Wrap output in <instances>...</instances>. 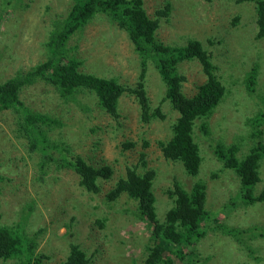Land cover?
Segmentation results:
<instances>
[{
    "label": "rangeland",
    "instance_id": "rangeland-1",
    "mask_svg": "<svg viewBox=\"0 0 264 264\" xmlns=\"http://www.w3.org/2000/svg\"><path fill=\"white\" fill-rule=\"evenodd\" d=\"M72 3L0 0V83L45 59L44 42L53 23L68 13ZM252 6V2L235 0H143L147 15L158 20L156 37L178 46L186 44L188 38L199 40L208 52L213 73L226 87L208 119L209 135L194 126L202 156L196 176L188 174L181 163L167 160L157 144V140L169 138L177 112L168 101H161L165 87L152 65L144 77L145 93L151 109L159 107L164 118L158 116L148 122L139 119V107L126 93L119 97L118 117L114 118L103 113L89 94L85 97L79 93L76 103L61 99L51 86L40 82L21 88L19 98L26 106L61 122L48 127L59 147L67 144L87 163L110 168L108 178L99 177L101 189L94 194L83 190L78 176L68 168H53L42 174L22 132H12L14 115L0 109V223H16L18 231L22 228L29 235L42 228L34 235L36 250L43 256L41 264H60L70 251V243L83 249L89 264H143L150 244L147 225L123 211L125 207L136 210L137 202L125 192L115 201L105 197L130 166L141 173L155 171L152 191L159 218L171 200L167 191L174 189L173 181L189 188L200 178L207 185L205 206L220 223L264 232V202L248 206L240 200L229 209L237 195L238 178L232 169L223 168L213 153L216 142L235 143L240 151L250 148L253 140L247 119L264 107V40L255 37ZM67 46L71 47L70 54L81 60L82 71L138 88V56L126 32L104 14H95L82 30L70 35ZM254 63L258 69L251 91L241 80ZM178 70L184 75L182 91L186 96L194 95L197 86L206 81L207 73L198 59L181 61ZM261 129L264 142V118ZM212 172H219L218 178H211ZM40 177L49 183L48 193ZM263 187L264 157L260 159L255 194ZM30 201L33 206H28ZM241 237L239 242L219 229L209 231L198 246V264H264V237L256 233ZM119 253L122 260L117 257Z\"/></svg>",
    "mask_w": 264,
    "mask_h": 264
},
{
    "label": "trees",
    "instance_id": "trees-1",
    "mask_svg": "<svg viewBox=\"0 0 264 264\" xmlns=\"http://www.w3.org/2000/svg\"><path fill=\"white\" fill-rule=\"evenodd\" d=\"M235 1L252 2L257 27L255 37L264 40V0ZM97 13L104 14L126 32L133 51L138 56L139 79L141 78L138 88L122 84L112 77L86 73L80 69L81 60L70 54L71 47L67 46L70 35L82 30L86 22ZM157 28L158 20L147 15L143 0H73L68 13L53 23L44 42L47 52L45 59L31 69L18 72L0 83V109L9 110L14 115L12 132L14 135L17 130L22 132L21 136L26 140L29 153L35 157V164L42 174L53 168H68L78 176V185L94 194L101 189L99 177L108 178L111 172L106 165L94 166L87 163L80 155L74 154L67 144L59 147L60 143L48 133V127L52 123L61 122L26 106L19 98L21 88L40 82L44 86H51L61 99L74 102L79 93H83L85 97L89 94L103 113L114 118L118 117L119 97L126 93L132 95L137 103L139 119L148 122L158 116L164 118L159 107L151 109L145 93L144 77L150 65L158 72L165 87L161 101H168L177 112L171 124L169 138L166 141L157 140V144L167 160L181 163L184 170L192 176L198 174L202 156L198 141L194 138V126L197 125L201 132L209 135L208 119L223 99L226 87L221 78L213 73L214 67L208 52L199 40L188 38L186 44L181 46L163 43L155 35ZM192 59L201 62L207 78L197 86L194 95L186 96L182 91L184 75L178 70V66L181 61ZM257 69L258 65L254 63L241 80L251 91L252 85L256 83ZM263 118L264 107L247 119L253 141L246 151H240V146L235 143L216 142L213 145L215 158L223 168L232 169L238 178L237 195L228 204L233 205L229 209L234 208L240 200L242 205L248 206L264 202V187L255 194L256 184L260 181V159L264 157L261 129ZM142 163L144 165V161ZM218 173L212 172L211 178H218ZM154 177V170L141 173L136 166H130L126 176L119 177L105 196L110 202L125 192L137 202L136 210L125 207L123 211L131 213L147 225L150 244L146 246L143 264H198L201 260L198 246L204 242L209 231L217 232L219 229L239 242H242L241 236L245 233L248 236L256 233L264 237V232L260 229L220 223L205 206L207 185L200 178L192 182L189 188L183 187L178 180L173 181L174 189L167 191L171 200L163 211L164 216L159 218L152 191ZM40 180L45 183V191L48 193L49 183L41 177ZM28 206H33V201ZM211 223L214 225H210ZM103 226L100 224V228ZM17 228L16 223H0L1 264H41L43 256L36 250L37 240L34 235L43 229L39 228L29 235L22 228L19 231ZM69 246L70 251L60 264H89V258L78 244L70 243ZM118 246L119 243L114 245L113 250ZM117 257L122 260L120 253Z\"/></svg>",
    "mask_w": 264,
    "mask_h": 264
}]
</instances>
